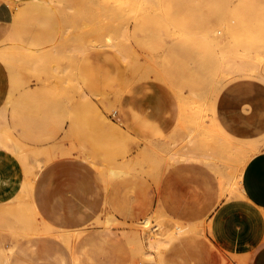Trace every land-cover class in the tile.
<instances>
[{
    "label": "rangeland",
    "instance_id": "obj_1",
    "mask_svg": "<svg viewBox=\"0 0 264 264\" xmlns=\"http://www.w3.org/2000/svg\"><path fill=\"white\" fill-rule=\"evenodd\" d=\"M0 4L8 6L10 19L0 23V46L9 34L15 43L12 53L0 57L9 80L0 120L37 163L33 205L27 203V211L34 206L37 212L28 213L34 225L9 208L12 202L0 204V244L8 252L5 260L0 250V264H141L147 248L139 241V221L147 216L188 227L161 251L165 264H201L213 253L220 254L216 264H245L224 255L210 239L215 208L239 197L220 194L213 168L231 174L235 164L225 170L216 158L215 167L184 161L182 155L202 152L207 142L218 147L207 136L208 118L231 130L218 108L226 84L246 88L247 114L251 95L264 96V80L256 73L220 72L216 45L233 42L264 57V4ZM106 34L111 41H105ZM189 128L196 132L194 143L187 142ZM16 166L20 170L0 174V181L16 183L15 192L17 177L24 174L20 163Z\"/></svg>",
    "mask_w": 264,
    "mask_h": 264
},
{
    "label": "crops",
    "instance_id": "obj_2",
    "mask_svg": "<svg viewBox=\"0 0 264 264\" xmlns=\"http://www.w3.org/2000/svg\"><path fill=\"white\" fill-rule=\"evenodd\" d=\"M257 1L264 4V0ZM8 9L6 4H0V23L10 22ZM77 14L83 19H87V15L78 8ZM111 40L112 36L106 34L105 41ZM216 43L219 49L218 66L224 76H238L252 71L264 80V74L256 70L258 65L257 60L262 57L259 53L240 50L236 48L233 42H226L227 44ZM14 46V35L9 34L6 43L0 46V57L12 53ZM241 86L240 82L226 84L218 101L220 117L231 130H227V128L222 130L213 118H211V122L216 131L224 139L238 146L259 145V149L244 164L238 193H234L239 197L224 201L213 211L210 217V239L216 248L227 257H237L241 262H245V264H264V139H262L264 137V96L251 95V99L253 100L252 111L247 114L251 108L245 105L244 90L246 88H243V86L241 88ZM8 92V71L5 64L0 61V109L4 104ZM6 140L18 141L15 139L11 128L0 120V174L4 176H7L12 171L16 172L20 170L16 166V162L20 163L16 154L10 150L9 145L2 143V141ZM20 165L22 166L21 163ZM214 176L220 188V183L215 172ZM23 180L24 174L22 172L17 177L18 190L16 192V183L14 181H0L1 205L11 203L12 201L15 202L16 195L22 189ZM179 235L174 236L167 246ZM163 249H159V253L151 250L152 259L147 258L145 254L148 249L144 251L141 264L151 261L165 262L161 254ZM0 250H5L1 244ZM219 255V253H213L210 256L205 255L201 264H216V262H220Z\"/></svg>",
    "mask_w": 264,
    "mask_h": 264
},
{
    "label": "bare ground",
    "instance_id": "obj_3",
    "mask_svg": "<svg viewBox=\"0 0 264 264\" xmlns=\"http://www.w3.org/2000/svg\"><path fill=\"white\" fill-rule=\"evenodd\" d=\"M129 57H130V55H129ZM257 62H258L257 69H256L257 72L264 74V57L258 58ZM202 115H203V113H202ZM208 119L211 120L210 118H208ZM200 126L206 128V126H204V120H202V121L200 120ZM207 129H208V131L206 129H204V131L208 132L207 136L210 133L211 140H213V142H216V144H218V147H215L214 144L207 142L206 143L207 147H206V149L203 148L204 150H202V152L194 153V152H190L188 150L189 152L185 151L187 153L183 152L184 155H182V158L183 159L200 160V161L206 163L207 165L213 163L214 166L217 163L212 162V159L216 158L217 160H220L223 163V165H227L225 170L228 168V165L230 163H234L235 168L233 170V173H231V174H226V172L224 170H222V168H220V167L213 168V169H214V172H215L216 176L218 177V180L220 183L221 195H233L234 193H238L239 181H240V177H241V173H242V169L244 167V164L249 159V157H251V155L259 149L258 148L259 145L238 146L237 144L232 143V142L224 139L216 131V129L212 125L211 121L207 125ZM200 130H203V129L200 128ZM188 131H189V135L187 138V142L188 143H194V137H195L194 135L196 132H193V130H191V129ZM2 143L4 145H9L10 150L16 154L17 158L19 159V161L22 164L23 169H24V180H23L22 186H21L22 189L20 188L21 191H19V193L16 195L15 202L12 201V205H10L9 208L16 210L18 215L25 217L27 220V225L29 223L30 226H32V225H34V222L29 221L31 219L30 218V215H31L30 212L32 210L34 211L35 208H34V206H31V205H33L31 203L32 202L31 201V188H32V184H33V181H34V178L36 175L34 172V168H35L37 163L35 164V162L34 163L30 162L27 151L25 150L24 146L21 145V143L19 141H8V140H6V141H2ZM203 145H205V144H203ZM203 145H201V146H203ZM176 152L178 153V151H176ZM149 162H151V161H149ZM153 164H155V163H153ZM153 166H155V165H153ZM209 166H211V165H209ZM150 167H152V166H150ZM110 168L111 169L109 172L115 174V172H114L115 170L112 167H110ZM101 171H102V169H101ZM27 203H29V204L31 203L30 206L32 207V209L30 207V209H31L30 211H27L28 210L27 208L29 205ZM34 212H36V210ZM28 213L30 215H28ZM35 217H32V218H35ZM38 221H39V219H38ZM31 223H33V224L31 225ZM139 224H140L139 241L142 244H144L146 246V248L148 249L145 252V254H146L147 258H149V259H152L151 250H154L156 253H159V249L165 248L174 236H177L179 234H183L188 230L187 226L182 225L179 222H175V223H173L172 226H168V225L164 224V221L162 218L161 219L160 218L151 219L148 216L145 217L141 222L139 221ZM28 226H26V228ZM29 227H28V229H29ZM34 229H36V228H34ZM2 253L4 254L5 259L7 260L8 259V252L5 250H2ZM143 264H164V262H159V261L158 262H152L151 261V262H143Z\"/></svg>",
    "mask_w": 264,
    "mask_h": 264
}]
</instances>
